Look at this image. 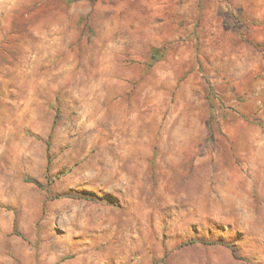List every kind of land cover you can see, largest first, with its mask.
I'll return each mask as SVG.
<instances>
[{
    "label": "rangeland",
    "instance_id": "374dc122",
    "mask_svg": "<svg viewBox=\"0 0 264 264\" xmlns=\"http://www.w3.org/2000/svg\"><path fill=\"white\" fill-rule=\"evenodd\" d=\"M0 264H264V0H0Z\"/></svg>",
    "mask_w": 264,
    "mask_h": 264
},
{
    "label": "bare ground",
    "instance_id": "6f19581e",
    "mask_svg": "<svg viewBox=\"0 0 264 264\" xmlns=\"http://www.w3.org/2000/svg\"><path fill=\"white\" fill-rule=\"evenodd\" d=\"M83 82L81 83L83 84ZM81 93L84 101L87 103V110L90 115L99 113L102 121L110 115L111 110H109L104 102L105 96L104 88L102 86L99 85L95 88H86V90H83ZM105 122H107V119Z\"/></svg>",
    "mask_w": 264,
    "mask_h": 264
},
{
    "label": "trees",
    "instance_id": "16d2710c",
    "mask_svg": "<svg viewBox=\"0 0 264 264\" xmlns=\"http://www.w3.org/2000/svg\"><path fill=\"white\" fill-rule=\"evenodd\" d=\"M154 60H155V61H158L159 59H158V57H154Z\"/></svg>",
    "mask_w": 264,
    "mask_h": 264
}]
</instances>
